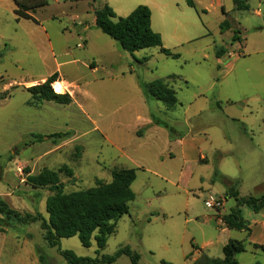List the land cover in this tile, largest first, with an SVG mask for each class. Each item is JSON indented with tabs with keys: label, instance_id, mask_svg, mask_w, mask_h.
<instances>
[{
	"label": "rangeland",
	"instance_id": "1",
	"mask_svg": "<svg viewBox=\"0 0 264 264\" xmlns=\"http://www.w3.org/2000/svg\"><path fill=\"white\" fill-rule=\"evenodd\" d=\"M141 1L110 3L118 17H125L128 10L152 3ZM47 2L46 6L31 13L50 36L55 59L41 46L40 27L33 20H22L18 24L11 1L0 0V51L3 53L0 100L4 93L10 94L0 102V191L8 188L13 192L10 203L20 215L40 214L47 218L45 199L51 192L48 188L33 189L26 185L27 175H37L43 169L52 170L58 174L63 191L71 193L93 187L96 180L109 182L113 169L134 168L136 179L132 190L135 199L129 203V213L117 220L115 232L108 237L102 254L110 256L128 246L139 255V264H191L197 252L221 257V243L228 238H240V234L216 227L211 218L216 211L203 203L205 193L217 194L222 190L225 184L220 171L242 176L243 193L251 184L245 179L247 173L252 171L250 182L264 179V32L256 29L260 20L253 13L255 6L248 11H238L236 15L239 35L247 45L243 55L231 68H217L210 50L209 59L201 61L200 66L185 62L199 59L192 51L205 47L207 39L178 46L176 50L184 53L179 59L163 55L158 48L143 49L131 55L95 28L93 10L101 5L98 0ZM189 15L197 17L195 11L185 7L179 17ZM153 18L156 30L161 23L154 9ZM85 35L88 43L79 49L76 44L83 43ZM164 39L169 44L165 35ZM223 39L224 43L231 42L227 35ZM64 51L70 55L64 56ZM91 57L99 67L97 75L110 71L124 73L108 86L94 83L89 96L77 98L83 111L96 121L109 139L115 131L134 125V111L140 100L143 102L140 82L168 81L180 105L174 111H167L160 102L147 99L146 107L173 133L188 137L193 146L188 160H197L200 155L206 157L207 162L194 165L190 179H180V171L185 166L179 148L176 150L175 145L165 142L162 136H147L137 147L131 144L126 149L131 158L127 159L109 142L97 138V133L71 105L36 104V130L42 138L34 146L22 145L25 138L26 143L31 138L16 135L12 117L32 110L23 104L30 94L8 82L38 80L54 72L56 64L61 66L62 73L73 79L83 75L90 79L89 71L81 67V62ZM71 60L77 63L63 67L62 63ZM75 67H79V72ZM172 76L175 79H167ZM66 125H73L72 130L77 128L87 134L75 136V131L64 130ZM64 132L71 134L68 139L50 138ZM227 150L233 154L221 157L220 153ZM169 151L173 153L171 159L166 154L164 162L157 160L158 154ZM249 162L254 163L251 166ZM187 167L193 168V164L188 163ZM227 204L231 205L232 201L227 199ZM2 217V227L10 229L2 264H41L40 255L44 256L46 264H66L56 248L44 242L39 222L22 224L12 217ZM15 236L17 245L14 244ZM210 241L213 243L211 252L205 248V243ZM60 248L71 250L78 257H95L96 244L92 240L91 246L86 248L77 237H71L61 239ZM260 255L247 252L241 254L240 261L249 264ZM113 264L131 263L126 256H120Z\"/></svg>",
	"mask_w": 264,
	"mask_h": 264
},
{
	"label": "trees",
	"instance_id": "2",
	"mask_svg": "<svg viewBox=\"0 0 264 264\" xmlns=\"http://www.w3.org/2000/svg\"><path fill=\"white\" fill-rule=\"evenodd\" d=\"M16 9L14 13L18 18L35 20L27 12L35 11L47 5V0H14ZM237 11H247L248 5L244 0H234ZM94 26L102 34L112 39L117 46L131 55L143 49L158 48L159 52L173 59H178L179 54L173 53L162 45L161 37L151 28V12L145 5H138L127 16L118 17L114 11L104 4L95 10ZM225 23H221L223 29ZM234 33L232 40L235 39ZM3 53L0 51V59ZM219 56V53H216ZM146 60V59H145ZM169 77L168 79H171ZM57 75L49 76L43 83L25 88L32 101L29 104L36 105L42 102H52L58 105H68L71 102L68 94H57L52 88ZM142 94L146 99H154L162 104L165 110L174 111L180 103L176 98V92L170 87L168 81L155 79L153 81L139 83ZM10 97L4 93L1 99ZM152 121L156 126L165 128L173 138V130L168 125L152 115ZM70 133H57L50 138L57 141L70 137ZM30 142H39L41 136L31 134ZM70 174V172H68ZM136 178L135 169L118 168L111 171V180L103 182L96 180L93 187L71 193L63 191L56 172L43 169L37 175H27L25 183L35 189L48 188L51 192L45 199V212L47 218L40 214L20 215L0 201V215L6 218H14L22 224L39 222L43 231V240L51 248H56L57 253L66 264H113L120 256H126L131 264H139V255L128 246L119 248L113 255H104L102 251L106 246L108 237L114 234L116 222L123 215L129 213V203L135 198L131 185ZM225 199H232L234 206L222 220L226 228L230 230H246V221L242 217L241 209L247 207L254 213L264 209V197H241L234 187L228 189ZM4 219L0 218V232ZM77 237L83 247H90L93 240L96 244L95 257H78L71 250L60 248V240ZM258 247V246H256ZM264 251V247H259ZM245 251L243 241L229 239L222 247L221 258H211L206 255L194 264H239L237 256ZM39 262L46 264L44 256H39Z\"/></svg>",
	"mask_w": 264,
	"mask_h": 264
},
{
	"label": "crops",
	"instance_id": "3",
	"mask_svg": "<svg viewBox=\"0 0 264 264\" xmlns=\"http://www.w3.org/2000/svg\"><path fill=\"white\" fill-rule=\"evenodd\" d=\"M1 1H11V3L16 9L14 0H1ZM132 1L133 0H98V2H101V5H99V7L104 4H107L113 11H114V8H112V5L110 2H123L124 3V2H132ZM244 1L249 7L248 10L251 8L252 5L255 6L252 9L253 13L255 14L257 19L260 20V24H258L256 29L259 30V32H264V0H258L259 2H249V0H244ZM141 2H152L151 4L150 3L146 4L151 12V28L154 32L160 35L163 47L164 48L166 47V49L169 48L168 50L170 51L171 50L177 51L178 53L177 52L176 53L179 54V58L183 57L184 53H182L179 50H176L178 46H181L182 44H190L199 39H207V42L205 43V47L194 49V50L192 49L193 51L191 50L193 54H197L199 56V59L195 61L194 60L192 61L190 59L185 60V62H187L188 64L189 62L190 63L192 62V64H194L195 66H200L201 61H206L209 59L208 50H210V53H212L214 57V65L217 66V68H220L221 66L225 68H231L234 65V62L241 55H243V51L246 50L247 48L244 38L241 35H239V31H238L239 28L237 26L238 23L236 21V15L238 11L235 8L234 0H142ZM118 7L121 8V5H118ZM185 7H189L190 9L195 11V13L197 14V17L194 18L191 15L187 16L186 18H183L182 16L179 17L181 13L185 10ZM15 9H13V11ZM153 9L159 15V21L161 23L159 28L156 30L153 28V20H154ZM127 12L128 13H126V15L129 14L131 10H128ZM27 14L35 20L34 22L35 25L37 27L38 26L40 27V30H39L40 34L38 35L39 36L38 38L40 41L42 40L41 46L43 47L44 50H46V52H49L53 56V59H55L53 55L54 46L51 42L50 36L48 35L45 27L41 25L40 21H38L32 15L31 12H27ZM22 20L26 21L28 19L18 18L16 16V21L18 24H20ZM221 23L226 24L223 27V29H221L220 27ZM85 29L86 27H84V30ZM236 32H237V35L235 39L232 40L233 35ZM191 33H193L194 35H192ZM164 35L169 40V44L166 43L167 41L164 39ZM224 35H227L230 38L231 42L224 43V39H223ZM82 42L83 43L76 44V46L78 44H82V47H78L79 49H83L84 45L86 46V44L88 43L87 35H85L84 40ZM234 46H236L235 50L233 48ZM112 48L114 49V47ZM216 53H219L220 55L217 56ZM63 55L64 56L70 55V52L64 51ZM73 62L77 63L75 60H71V61H66L62 64H65V66L63 67H66V66H70ZM81 67L89 71L90 79H85L84 75L83 77L77 76L73 79L67 76L66 74L62 73L61 66L59 64H56L54 72H52L49 75H44L40 77V79L38 80H31L28 82L13 81V82H8V84L10 86L14 85L16 89L20 88L26 91L25 88L43 83L49 76L56 74L57 80L56 82L52 84V88L55 83L56 84L58 83L62 86V90L57 91L53 88L54 92H56L57 94H68L71 99V102L68 105H63V106L71 105L75 107L79 111L83 119L86 121V123H88L89 126L92 128V131H94V133H97L96 137L97 138L101 137V139L103 138L104 141H107L112 146L116 147L123 157H126L127 159L131 158V156L127 154L126 152V149L131 144L132 145L136 144V147H137L140 145V140L147 136L156 137V138L157 136H162L165 142L175 145L176 150L179 148V154L182 157L183 164L185 166L180 171L179 177L181 180H184V178H187V180L190 179L193 176V172H194L193 170L195 169L196 165L202 162H207L206 157L202 155H200L197 160H193V161L190 159L188 160L187 158L189 157V152L193 148V146L190 145L187 140L188 137L187 136L180 137L178 133H173V138H171L168 131L165 128L156 126L153 123L151 117L152 115H154V113L152 114V112L147 110V107H146L147 99L144 97L143 94H142L143 102L142 100L139 99L140 102H139L138 108L135 109L134 114H133L135 115L134 125L132 127H129L127 130L115 131L112 139H109L108 137L106 138L103 131L98 127L96 121L93 120L87 112L83 111L77 98L78 96L80 97L89 96L90 95L89 89L92 85H94V83L95 85L103 84L105 86H108L109 84L113 82L115 83L119 77H122L124 75V73L122 71L120 73H113L112 71H110L108 73L105 72L102 75H97V72L99 71V67L95 63L94 57H91L90 59H84V61L81 62ZM75 68L77 72H79V67H75ZM171 79H175V76H172ZM94 98H95V94H94ZM4 101L5 99L0 100V102H4ZM31 101L32 99L30 96V98L26 99L25 102L23 103L25 107L32 109L30 112L24 113L21 116L16 114L12 117L13 118L12 126L14 130L16 131V135L19 137L28 136V140L29 138H31L30 137L31 134H36V135L40 134L38 130H36V121H35L36 106L33 104H29V102ZM45 103L47 102H42V105ZM38 106H41V104ZM42 121H44L43 116H42ZM69 124H73V123H69ZM76 125L81 130L80 125L79 124H76ZM43 126L44 125H42V127ZM48 126H49V123H46V127ZM72 128H73V125H66L64 130L75 131V136L77 135V133H81V136H83V134H87L86 132L78 131L77 128H75L74 130H72ZM25 140L22 142L23 146H26L27 144L28 146L29 144L30 146L35 145V143L30 142L32 138L29 142L27 141L28 143H26ZM166 154H168L169 159L173 157L172 152L170 151L168 153L163 152L161 154H158L157 160L164 162ZM220 154H221L220 155L221 157H228L232 155L233 152L231 150H227L225 151V153H220ZM188 163H192L193 168L187 167ZM251 163H254V162H249V164ZM120 168H127V167H120ZM129 169H134V168H129ZM156 173L157 172L154 171V174ZM251 173L252 171L250 172V174L247 173L245 176L246 177L245 179L248 181V183H251V184L248 187V189H246L248 191H246V193H243L241 191V183H243L244 181V179H242V176L230 175L226 172L220 171L219 172L220 178L222 179L225 185L223 186L222 190H220L217 193V195L224 196L229 188L234 187L235 191L241 197H247V196H251L254 198L264 197V179L262 180L252 179V182H250ZM131 189H132V185H131ZM208 194H213V193H210V192L205 193L203 197V202H204L206 195ZM13 196H14L13 192H11V190L8 188H6L5 191H0V198L5 200L4 203L8 206V208L10 206L9 208L10 210L15 211V209L12 207L10 203L12 201L11 199ZM230 200L232 201L231 205L227 204V199H226L224 208L220 212H216V213L212 212L211 214V218L215 221L216 227L217 228L218 227L221 228V226L224 227L222 231H225V230L231 231L230 229L226 228L225 224L220 223V219L223 217V215H226L229 212V210L234 206V201L232 199ZM0 201L3 202L2 200ZM241 213H242L243 219L246 221L248 232L246 230H239V231L232 230V231H237L240 234V238H237V239L228 238L227 241L229 239L243 241L244 246H245V251L241 254L249 252L252 255L258 256L261 253L259 259L256 258L254 259L253 262H250L249 264H264V251L259 248V247H264V209H262L258 213H254L247 207H243L241 209ZM0 218H3L2 215H0ZM210 220H211L210 216H207V221H210ZM10 228H13V227H10ZM9 230L10 229L3 228V231L0 232V264H2L3 253L6 251V247L8 246L7 239L9 235ZM227 241L221 243V246H220L221 257H222V247ZM14 244L16 245L18 244L17 236H15ZM212 247H213V243L211 241L205 243V248H208L209 252H211ZM241 254L237 256V261L239 264H242L240 261L242 257ZM201 255H206L210 257L209 255L205 253L197 252L196 255H194L195 257L192 258L191 264H194L201 257ZM221 257H211V258H221Z\"/></svg>",
	"mask_w": 264,
	"mask_h": 264
},
{
	"label": "built area",
	"instance_id": "4",
	"mask_svg": "<svg viewBox=\"0 0 264 264\" xmlns=\"http://www.w3.org/2000/svg\"><path fill=\"white\" fill-rule=\"evenodd\" d=\"M77 47H82V44H78ZM225 197L217 194H208L204 199V205L206 208L214 210L216 212H220L224 208ZM220 223H223L222 218L220 219Z\"/></svg>",
	"mask_w": 264,
	"mask_h": 264
},
{
	"label": "bare ground",
	"instance_id": "5",
	"mask_svg": "<svg viewBox=\"0 0 264 264\" xmlns=\"http://www.w3.org/2000/svg\"><path fill=\"white\" fill-rule=\"evenodd\" d=\"M53 88H54L55 90H57V91H61V90H62V86H61L60 84H58V83H57V84L55 83V84L53 85Z\"/></svg>",
	"mask_w": 264,
	"mask_h": 264
}]
</instances>
